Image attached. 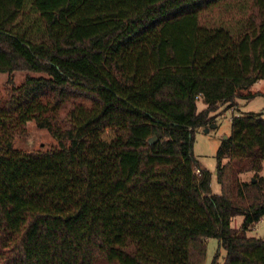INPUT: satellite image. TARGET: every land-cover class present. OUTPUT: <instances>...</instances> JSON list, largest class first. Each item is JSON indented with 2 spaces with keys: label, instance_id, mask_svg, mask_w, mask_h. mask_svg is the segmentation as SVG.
<instances>
[{
  "label": "trees",
  "instance_id": "obj_1",
  "mask_svg": "<svg viewBox=\"0 0 264 264\" xmlns=\"http://www.w3.org/2000/svg\"><path fill=\"white\" fill-rule=\"evenodd\" d=\"M15 71L30 75L0 99V264H204L209 238L223 264H264L247 235L264 114L232 117L219 194L193 152L264 81V0H0V74ZM31 121L55 146L13 147Z\"/></svg>",
  "mask_w": 264,
  "mask_h": 264
},
{
  "label": "rangeland",
  "instance_id": "obj_2",
  "mask_svg": "<svg viewBox=\"0 0 264 264\" xmlns=\"http://www.w3.org/2000/svg\"><path fill=\"white\" fill-rule=\"evenodd\" d=\"M27 74L29 73L23 71L0 74V99L7 98L12 87L22 84ZM249 92L254 95L252 98H240L232 104H222L216 112L211 113L210 116L214 125L208 131L206 128H199L195 132L193 152L201 165L211 172L210 186L213 194L220 193V186L216 178L217 152L222 140L230 134L232 117L246 114H264V81H257ZM198 108L201 110L203 104L198 103ZM55 144L56 141L53 137L46 130L38 128L33 121L27 123L24 130L17 133L13 138V147L23 151L45 150L55 146ZM262 166L261 174L264 175V162ZM242 178L250 180L252 173L245 174ZM242 224V217H236L232 222V226L236 229L241 228ZM247 235L264 239V215L249 228ZM206 245L207 252L204 264H212L217 252L216 261L218 264H223L225 251L217 250V240L209 238L206 240Z\"/></svg>",
  "mask_w": 264,
  "mask_h": 264
},
{
  "label": "water",
  "instance_id": "obj_3",
  "mask_svg": "<svg viewBox=\"0 0 264 264\" xmlns=\"http://www.w3.org/2000/svg\"><path fill=\"white\" fill-rule=\"evenodd\" d=\"M206 131H208V129H206ZM254 181V180H253Z\"/></svg>",
  "mask_w": 264,
  "mask_h": 264
}]
</instances>
